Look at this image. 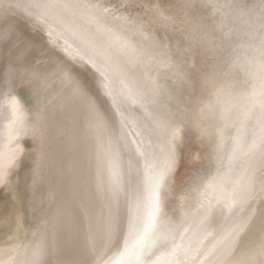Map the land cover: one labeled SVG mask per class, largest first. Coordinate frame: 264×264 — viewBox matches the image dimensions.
<instances>
[{
  "label": "bare ground",
  "instance_id": "bare-ground-1",
  "mask_svg": "<svg viewBox=\"0 0 264 264\" xmlns=\"http://www.w3.org/2000/svg\"><path fill=\"white\" fill-rule=\"evenodd\" d=\"M157 2L164 10L175 4ZM65 19L71 24L67 14ZM195 27L193 19L189 30ZM88 39L87 33L60 32L29 16L15 0L0 9V186L12 184L9 176L22 159L26 163L22 186L9 192L15 205L8 230H0V264H108L123 244L131 203L124 194L110 195L111 157H120L126 187L130 179L142 178L147 164L163 166L170 158L168 137L175 123L170 121L166 132L151 106L128 97L118 72L105 79L81 60L76 52L91 51ZM178 39L173 34V45ZM97 40L106 49L115 47L103 35ZM212 56L205 48L188 53L182 65L188 92L211 72ZM146 94L157 103L165 99ZM177 105L188 108L179 93L166 107ZM257 122L254 117L253 125ZM244 160L241 153L237 163ZM253 160L251 194L242 207H214L206 219L190 210L183 218L184 239L176 238L181 264H264V167L259 153ZM211 167L207 141L185 137L167 177L173 193L169 207L178 209L180 195ZM109 219L115 229L110 237Z\"/></svg>",
  "mask_w": 264,
  "mask_h": 264
},
{
  "label": "snow or ice",
  "instance_id": "snow-or-ice-1",
  "mask_svg": "<svg viewBox=\"0 0 264 264\" xmlns=\"http://www.w3.org/2000/svg\"><path fill=\"white\" fill-rule=\"evenodd\" d=\"M10 3L0 0V9ZM15 6L60 32L87 33L91 51L76 55L105 79L118 72L128 97L151 106L166 132L169 122L175 123L169 160L163 166L147 164L139 181L132 178L126 187L120 157L113 154L109 161L110 195L124 194L131 203L123 244L108 264H181L176 238L184 239L183 218L190 210L206 219L214 207H242L251 194L257 153L264 167V0H175L166 10L157 0H15ZM193 19L196 27L189 30ZM173 34L179 36L175 45ZM98 35L115 47H103ZM194 47L212 52L213 68L197 81L195 92H188L182 65ZM16 74L23 76L19 69ZM148 92L165 99L157 103ZM177 93L188 104L186 111L166 107ZM189 135L207 141L212 167L173 209L167 177ZM241 153L246 160L237 163ZM114 230L109 219L105 233L110 237Z\"/></svg>",
  "mask_w": 264,
  "mask_h": 264
},
{
  "label": "rangeland",
  "instance_id": "rangeland-1",
  "mask_svg": "<svg viewBox=\"0 0 264 264\" xmlns=\"http://www.w3.org/2000/svg\"><path fill=\"white\" fill-rule=\"evenodd\" d=\"M25 166H26V163H25L24 159H22L20 161L19 165L17 166V169L21 170V173L17 174V169H16L15 172H13V174L11 176H9L10 181L12 178L14 179V180L12 179L13 180L12 184L9 183L7 188H4L3 185L0 186V215H3V216H0L1 217L0 223L4 222L3 221L4 218L6 220V222H4V225H5L4 228H3V224H1L2 226L0 225L1 233L2 232L4 233V231L6 232L8 230L6 228V226L8 227L9 225H6V224L7 223L10 224L9 223V217L12 216L11 215L12 213H10V212H13V211H11V209H12L11 206L15 205V203L13 204L14 200L11 199V195L9 192L11 191V189H13V187L16 188L17 186L18 187L22 186V184H21L22 175H23L22 170L25 169ZM6 212H7V214H6ZM1 228H3L4 230L2 231Z\"/></svg>",
  "mask_w": 264,
  "mask_h": 264
}]
</instances>
